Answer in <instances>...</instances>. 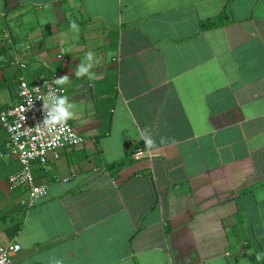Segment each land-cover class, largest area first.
Segmentation results:
<instances>
[{
  "label": "crops",
  "instance_id": "0c3cea01",
  "mask_svg": "<svg viewBox=\"0 0 264 264\" xmlns=\"http://www.w3.org/2000/svg\"><path fill=\"white\" fill-rule=\"evenodd\" d=\"M226 1L0 0V110L17 103L20 78L67 76L68 122L86 139L31 164L47 194L28 206L8 188L19 163L0 127V243L20 246L11 264H258L264 0ZM224 9L227 24L200 29ZM89 51L91 80L75 75ZM139 148L150 156L135 159Z\"/></svg>",
  "mask_w": 264,
  "mask_h": 264
},
{
  "label": "built area",
  "instance_id": "2783aa9c",
  "mask_svg": "<svg viewBox=\"0 0 264 264\" xmlns=\"http://www.w3.org/2000/svg\"><path fill=\"white\" fill-rule=\"evenodd\" d=\"M20 67L23 68L24 65L20 64ZM57 79L58 77L52 74L48 79L29 87L20 78L17 103L11 108L0 110V127L4 128L8 135L4 143L7 156L14 157L19 163V169L7 178L8 188L25 190L28 206H33L47 194L45 185L34 183L31 164L37 162L44 166L49 155L54 161L58 158V149L74 148L86 141L75 132L68 121L63 125L43 124L45 113L42 104L50 103L48 94H65ZM146 156H150L147 150L139 148L133 151L135 159ZM19 250L20 246L16 242L0 243V264H11V257Z\"/></svg>",
  "mask_w": 264,
  "mask_h": 264
},
{
  "label": "clouds",
  "instance_id": "9594fccd",
  "mask_svg": "<svg viewBox=\"0 0 264 264\" xmlns=\"http://www.w3.org/2000/svg\"><path fill=\"white\" fill-rule=\"evenodd\" d=\"M70 28L74 31H78V26L75 22L70 24ZM85 61L80 63L76 68L75 75L77 77H82L85 74L88 75V79L91 80L94 78L95 73H90L89 69H92L94 64H98V59L94 58V54L89 51L85 54ZM68 77H61L57 79V83L63 84L67 81ZM50 103L42 104L43 111L45 113V118L43 119L44 125H63L72 118L74 105L68 101V98L63 95H56L54 93H49ZM138 139L143 141L145 149L149 151L156 150L154 147L153 137L151 134L147 133V130L137 129ZM161 144L164 143L161 139ZM142 153H137L141 155ZM264 259V253H257L256 260L259 262ZM55 264H60V261H56Z\"/></svg>",
  "mask_w": 264,
  "mask_h": 264
},
{
  "label": "trees",
  "instance_id": "16d2710c",
  "mask_svg": "<svg viewBox=\"0 0 264 264\" xmlns=\"http://www.w3.org/2000/svg\"><path fill=\"white\" fill-rule=\"evenodd\" d=\"M230 0H227L226 1V6L229 4ZM228 18H227V15H226V12H225V9L218 15L210 18V19H207V20H204V21H201L200 22V29L203 31V30H209V29H213V28H216V27H221V26H224L225 24L228 23ZM124 163L126 162H117L114 167H121L124 165Z\"/></svg>",
  "mask_w": 264,
  "mask_h": 264
}]
</instances>
